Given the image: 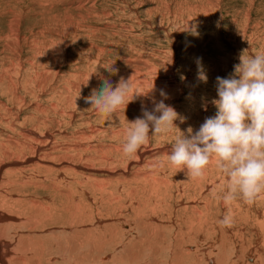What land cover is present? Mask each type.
Returning <instances> with one entry per match:
<instances>
[{"label": "rangeland", "instance_id": "rangeland-1", "mask_svg": "<svg viewBox=\"0 0 264 264\" xmlns=\"http://www.w3.org/2000/svg\"><path fill=\"white\" fill-rule=\"evenodd\" d=\"M244 50L264 54V0H0V240L20 249L13 264H192L197 249L201 264L216 262L206 252L264 264V194L226 205L215 159L196 179L167 163L176 135L215 114L216 77ZM121 77L127 106L103 116L85 103ZM161 99L177 127L124 156L128 121Z\"/></svg>", "mask_w": 264, "mask_h": 264}, {"label": "clouds", "instance_id": "clouds-1", "mask_svg": "<svg viewBox=\"0 0 264 264\" xmlns=\"http://www.w3.org/2000/svg\"><path fill=\"white\" fill-rule=\"evenodd\" d=\"M239 56L234 72L227 77H216L217 98L212 103L214 115L205 117L198 130L192 127L176 135L167 163L193 179L202 178L205 170L215 159V165L226 180L221 198L230 205L237 198L252 205L264 194V54ZM109 72H115L111 66ZM197 78L207 82V76L199 66ZM132 92L129 79L121 77L115 85L103 79L99 88H93L85 103L93 111L110 116L122 105L132 101L127 97ZM160 95L167 98L161 90ZM139 96V95H135ZM142 116L129 122L126 128L122 153L130 157L149 141L152 135L169 133L178 119V113L164 100H153L149 110L141 105ZM164 162H158L163 166ZM231 212L220 221L223 227H231Z\"/></svg>", "mask_w": 264, "mask_h": 264}, {"label": "bare ground", "instance_id": "bare-ground-1", "mask_svg": "<svg viewBox=\"0 0 264 264\" xmlns=\"http://www.w3.org/2000/svg\"><path fill=\"white\" fill-rule=\"evenodd\" d=\"M141 63V62H140ZM139 66V65H138ZM137 69H138V67H137ZM34 140V139H33ZM148 151V150H147ZM145 149L144 150H140L139 152H137V158L139 157V159L142 157V154H144V153H146V154H148L149 152H147ZM152 152V151H151ZM136 155V154H135ZM136 158V157H135ZM139 159H138V161H139ZM146 159V158H145ZM137 160V159H136ZM135 160V161H136ZM81 165V164H80ZM71 166V165H70ZM67 167V166H66ZM78 170V169H77ZM151 187V186H150ZM1 197V196H0ZM184 197V196H183ZM2 200V199H1ZM161 201V200H160ZM262 201V200H261ZM11 202V201H10ZM13 203V202H12ZM25 203V202H24ZM14 204V203H13ZM12 204V205H13ZM18 204V203H17ZM20 204V203H19ZM28 204V203H27ZM41 204L42 203H40V202H33V204L31 205L32 206V208L33 209H39V207H43V206H41ZM11 204H9V206H10ZM247 205V204H246ZM7 207V206H6ZM197 207V206H196ZM186 209V208H185ZM3 210V209H2ZM15 210L16 209H14V212H15ZM44 210H46V209H44ZM188 210V209H187ZM189 211V210H188ZM192 211V210H191ZM197 211V210H196ZM195 211V212H196ZM17 213V212H16ZM200 212H198V214H199ZM179 215V214H178ZM191 215V214H190ZM201 215V214H200ZM187 216V215H186ZM6 217V216H5ZM184 217V216H183ZM192 217H194V215L192 216ZM197 217H200V216H197ZM2 218H4V216L3 217H0V221L2 220ZM8 218V217H7ZM184 218H186V217H184ZM189 218V217H188ZM201 218V217H200ZM9 219H11V218H9ZM187 219V218H186ZM185 219V220H186ZM4 220V219H3ZM2 220V221H3ZM7 220V219H6ZM13 220V219H12ZM181 220V219H180ZM191 220H193V218L191 219ZM195 220V219H194ZM200 220V219H199ZM199 220H197V221H199ZM5 221V220H4ZM8 221V220H7ZM182 221V220H181ZM190 221V220H189ZM39 222V221H38ZM187 222V221H186ZM205 222V221H204ZM196 223V222H195ZM188 223L187 225H188V230L190 231L191 229H192V226L194 225L195 227H196V229L192 232V234L193 235H200L199 237H201V235H202V227L198 224V223ZM199 223H200V221H199ZM0 224H2V223H0ZM8 224V223H7ZM9 225V224H8ZM179 225V224H178ZM180 226V225H179ZM2 227V226H1ZM12 227V226H11ZM178 227V226H177ZM181 227V226H180ZM21 228V227H20ZM156 228H157V226H156ZM168 228V227H167ZM4 229V228H3ZM24 229V228H23ZM153 229V228H152ZM151 229V230H152ZM155 229V228H154ZM177 229V228H176ZM0 230H2V228L0 229ZM11 230V229H10ZM150 230V231H151ZM156 230V229H155ZM158 230V229H157ZM184 230V229H183ZM181 231H182V229H181ZM2 232H0V234H1ZM155 233V232H154ZM176 233V232H175ZM162 234V233H161ZM177 234V233H176ZM180 235H181V233H180ZM1 237V236H0ZM55 237V236H54ZM199 237H197V239L199 238ZM31 237H28L26 240H30V243L32 244V246H36V245H38V244H40V240H41V236H34V238L32 237L31 239H30ZM181 238V237H180ZM182 238H183V236H182ZM194 238V237H193ZM32 240V241H31ZM176 240V239H175ZM186 240V239H185ZM184 240V241H185ZM191 239H189V241H190ZM199 240V239H198ZM222 240V239H221ZM5 241V240H4ZM4 241H1L0 240V264H4V262H5V264H13V262H12V257H11V254H14V253H16V252H18L17 250H20V249H16V250H14V251H11V250H9L8 248H7V246H9V244H8V242H4ZM183 241V240H182ZM200 241V240H199ZM178 242V241H177ZM197 242V241H196ZM201 242V241H200ZM28 243V242H27ZM189 243V242H188ZM198 244V243H197ZM196 244V245H197ZM40 247V246H39ZM186 247V246H185ZM188 247V246H187ZM4 248V249H3ZM29 248V247H28ZM34 248V247H33ZM192 248V247H191ZM30 249V248H29ZM35 249H37V246L35 247ZM180 249V248H179ZM183 249V248H182ZM188 249H190V248H188ZM195 249V248H194ZM225 251V250H224ZM12 252V253H11ZM187 252V251H186ZM217 252V251H216ZM21 253V252H20ZM187 253H190V252H187ZM18 254V253H17ZM229 254V253H228ZM179 255V254H178ZM16 256H18V255H16ZM206 256H213V257H215V259H216V262H215V264H219V263H221V264H228V262H226V261H224L223 259H222V256H221V254H219V253H216V254H212V253H209V254H207V252H206ZM186 257V256H185ZM188 257H191L192 259H193V261L191 262L192 264H201V262H202V255H201V253L199 252V250L197 249V250H194V251H192L191 252V254L190 255H188ZM178 258V257H177ZM16 258H14V260H15ZM205 259V258H204ZM229 259V258H228ZM30 260V259H29ZM38 260V259H37ZM209 260V259H208ZM230 260V259H229ZM4 261V262H3ZM16 261V263L17 264H27V262L25 261V259L22 257V258H18L17 260H15ZM27 261H28V259H27ZM191 261V260H190ZM204 261V260H203ZM228 261V260H227ZM233 261V260H232ZM234 262V261H233ZM208 264H213V260H209L208 262H207ZM206 263V264H207ZM30 264H40V263H35V261H32V260H30ZM49 264V263H48ZM233 264V263H232Z\"/></svg>", "mask_w": 264, "mask_h": 264}]
</instances>
